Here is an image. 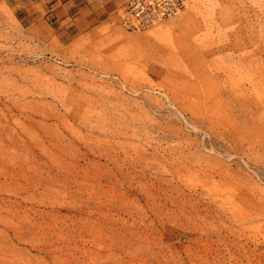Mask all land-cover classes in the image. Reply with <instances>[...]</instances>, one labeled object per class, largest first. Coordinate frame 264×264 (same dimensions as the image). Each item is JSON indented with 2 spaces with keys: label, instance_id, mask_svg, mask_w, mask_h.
I'll list each match as a JSON object with an SVG mask.
<instances>
[{
  "label": "rangeland",
  "instance_id": "374dc122",
  "mask_svg": "<svg viewBox=\"0 0 264 264\" xmlns=\"http://www.w3.org/2000/svg\"><path fill=\"white\" fill-rule=\"evenodd\" d=\"M12 5L0 264H264V99L237 87L264 59V0H187L138 29L120 7L81 23Z\"/></svg>",
  "mask_w": 264,
  "mask_h": 264
},
{
  "label": "crops",
  "instance_id": "0c3cea01",
  "mask_svg": "<svg viewBox=\"0 0 264 264\" xmlns=\"http://www.w3.org/2000/svg\"><path fill=\"white\" fill-rule=\"evenodd\" d=\"M13 4L16 11H27L28 14L50 12V16L74 18L81 23L91 22L101 15L116 10L125 0H0Z\"/></svg>",
  "mask_w": 264,
  "mask_h": 264
},
{
  "label": "built area",
  "instance_id": "2783aa9c",
  "mask_svg": "<svg viewBox=\"0 0 264 264\" xmlns=\"http://www.w3.org/2000/svg\"><path fill=\"white\" fill-rule=\"evenodd\" d=\"M187 0H125L120 6V23L138 29L178 14Z\"/></svg>",
  "mask_w": 264,
  "mask_h": 264
},
{
  "label": "bare ground",
  "instance_id": "6f19581e",
  "mask_svg": "<svg viewBox=\"0 0 264 264\" xmlns=\"http://www.w3.org/2000/svg\"><path fill=\"white\" fill-rule=\"evenodd\" d=\"M261 57V53L259 52L258 54H255V56H251L246 60V64L249 67V71L246 74H242L240 77V81L242 82L241 84H239L237 87L238 88H246L245 84L247 83L250 87L249 89H251L252 91H254L255 93L258 94V96L261 99H264V94L263 93H259V89H263L264 92V59L260 58ZM216 70L217 72L224 73L227 75V87L229 86L230 83H235V76L233 74V69L232 67H228L224 64H222V62H217L216 63ZM226 77V76H225ZM218 78H221V75L218 76ZM239 81V80H238ZM234 89V88H232ZM235 93V92H234ZM255 110V109H253ZM260 113V112H259Z\"/></svg>",
  "mask_w": 264,
  "mask_h": 264
}]
</instances>
